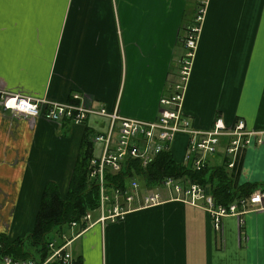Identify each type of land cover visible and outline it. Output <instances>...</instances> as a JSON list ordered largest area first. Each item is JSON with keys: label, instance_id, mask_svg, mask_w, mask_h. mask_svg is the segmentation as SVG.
<instances>
[{"label": "crops", "instance_id": "crops-1", "mask_svg": "<svg viewBox=\"0 0 264 264\" xmlns=\"http://www.w3.org/2000/svg\"><path fill=\"white\" fill-rule=\"evenodd\" d=\"M199 2L4 0L0 91L64 103H78L79 94L89 107L155 121ZM183 110L199 131L218 117L264 130V0H209ZM109 124L24 118L0 105V234L14 240L34 229L49 182L67 196L85 138ZM188 143L187 134L175 137V162L183 164ZM210 161L224 165L223 151ZM232 172L238 186L264 183V146L247 149ZM161 195L163 203L123 220L89 224L69 253L81 264H264V210L227 217L217 231L203 210Z\"/></svg>", "mask_w": 264, "mask_h": 264}, {"label": "built area", "instance_id": "built-area-1", "mask_svg": "<svg viewBox=\"0 0 264 264\" xmlns=\"http://www.w3.org/2000/svg\"><path fill=\"white\" fill-rule=\"evenodd\" d=\"M206 5L207 2L201 3L194 25L187 29L182 40L184 54L179 59L178 77L170 87V94L161 99L160 114L155 121L126 118L117 109L108 112L105 108L89 107L83 103L79 94L73 96L78 103H64L0 91V105L3 110L24 118L42 117L56 123L67 120L83 125L90 116H96L110 122L106 133L96 134L91 138V142L100 147L98 156L93 157L89 165V179L99 190L98 207L83 217L82 224L72 222L67 233L49 244L51 254L43 264L54 261L70 264L73 257L68 247L74 236H78L89 224L114 223L123 220L132 210L163 203L164 198L160 192L145 189L142 194L140 183L135 177L130 178L125 186L116 187L110 184L108 174H118L131 163L148 167L161 153L170 151V146L178 134L189 136L183 164L194 171H202L212 166L210 158L218 155L220 150L223 151L226 169L237 170L247 149L264 146V130H251L242 119L227 126L223 118L218 117L210 130L199 131L191 127L185 116V93L199 44ZM159 186L170 198L206 212L217 231L221 230L227 217H242L253 209L264 210L262 189L225 206L216 202L207 187L186 177H169ZM0 264L37 263L34 260L14 261L10 257H4L0 258Z\"/></svg>", "mask_w": 264, "mask_h": 264}, {"label": "trees", "instance_id": "trees-1", "mask_svg": "<svg viewBox=\"0 0 264 264\" xmlns=\"http://www.w3.org/2000/svg\"><path fill=\"white\" fill-rule=\"evenodd\" d=\"M194 22L185 28L183 38ZM94 152L95 146L87 136L77 159L67 196L62 198L58 186L49 182L44 189L34 229L25 237L14 240L0 234L1 259L10 257L14 261L34 260L37 264H43L51 254L49 244L67 233L72 222L82 224L83 217L98 207L99 190L89 179V165ZM108 177L110 184L116 187H123L130 178L136 177L147 189L158 187L169 177H186L207 187L216 202L225 206L251 196L258 189L264 190V183L238 186L235 175L224 165L194 171L185 164L175 162L170 151L161 153L148 167L131 163L120 173L108 174ZM48 264L65 263L54 261ZM70 264H81V260L73 258Z\"/></svg>", "mask_w": 264, "mask_h": 264}, {"label": "rangeland", "instance_id": "rangeland-1", "mask_svg": "<svg viewBox=\"0 0 264 264\" xmlns=\"http://www.w3.org/2000/svg\"><path fill=\"white\" fill-rule=\"evenodd\" d=\"M209 2V0H200V2H199V7H200V5H201V3L202 2ZM206 7H207V5H206ZM97 147H95V151H96V154H98V145H96ZM219 161L217 160V157L214 159V161H213V164L215 163V165H217V163H218ZM138 182L140 183V181L138 180ZM140 187H141V189L142 190H144V187H143V184L142 183H140ZM156 188H158V189H156ZM162 187L161 186H159V187H155V188H153L152 189V191H157V192H160V193H166V191H164L163 189H161ZM94 215H95V217H98V215L97 214H95L94 213Z\"/></svg>", "mask_w": 264, "mask_h": 264}, {"label": "snow or ice", "instance_id": "snow-or-ice-1", "mask_svg": "<svg viewBox=\"0 0 264 264\" xmlns=\"http://www.w3.org/2000/svg\"><path fill=\"white\" fill-rule=\"evenodd\" d=\"M3 3H4V0H0V9H2Z\"/></svg>", "mask_w": 264, "mask_h": 264}]
</instances>
